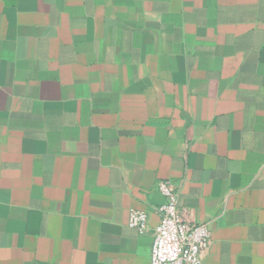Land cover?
<instances>
[{
    "label": "crops",
    "instance_id": "crops-1",
    "mask_svg": "<svg viewBox=\"0 0 264 264\" xmlns=\"http://www.w3.org/2000/svg\"><path fill=\"white\" fill-rule=\"evenodd\" d=\"M161 180L264 264V0H0V264H150Z\"/></svg>",
    "mask_w": 264,
    "mask_h": 264
},
{
    "label": "built area",
    "instance_id": "built-area-1",
    "mask_svg": "<svg viewBox=\"0 0 264 264\" xmlns=\"http://www.w3.org/2000/svg\"><path fill=\"white\" fill-rule=\"evenodd\" d=\"M163 202L156 208L159 222L154 228L150 264H198L210 244V229L205 222L191 221L179 207L177 193L169 180L158 182ZM128 225L143 231L147 228L146 211L130 209Z\"/></svg>",
    "mask_w": 264,
    "mask_h": 264
}]
</instances>
